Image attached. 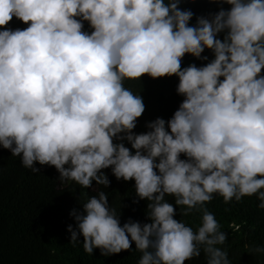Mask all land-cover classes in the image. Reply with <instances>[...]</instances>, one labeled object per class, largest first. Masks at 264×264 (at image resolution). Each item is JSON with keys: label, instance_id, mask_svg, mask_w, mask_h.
I'll use <instances>...</instances> for the list:
<instances>
[{"label": "clouds", "instance_id": "obj_1", "mask_svg": "<svg viewBox=\"0 0 264 264\" xmlns=\"http://www.w3.org/2000/svg\"><path fill=\"white\" fill-rule=\"evenodd\" d=\"M215 2L219 11L190 25L181 0H0V146L33 173L54 166L61 182L87 189L107 188L110 168L147 202L150 222L122 226L104 191L73 210L70 240L82 236L86 253L134 242L137 264H185L201 252L206 264H231L206 205L255 196L264 209V0ZM14 17L28 26L7 27ZM186 54L208 62L182 67ZM145 74L178 77L184 99L137 134L145 104L124 85ZM177 207L199 212L201 225L175 219Z\"/></svg>", "mask_w": 264, "mask_h": 264}, {"label": "trees", "instance_id": "obj_2", "mask_svg": "<svg viewBox=\"0 0 264 264\" xmlns=\"http://www.w3.org/2000/svg\"><path fill=\"white\" fill-rule=\"evenodd\" d=\"M222 6L226 10L231 7L226 3ZM220 7L215 0H181L180 4L181 9L194 13L190 25L196 23V17L215 13ZM27 26L15 17L7 25L12 29ZM84 30L91 31L87 22ZM202 55L209 60L213 58L207 49ZM207 62L186 54L182 67L192 63L199 67ZM178 83L176 76L153 79L147 74L140 80L125 81L124 86L141 95L145 104V111L133 130L135 133L148 131L146 124L158 117L166 121L172 117L184 99L177 94ZM36 167L39 173L26 169L19 157L0 146V264H137L142 253L135 249L134 242L129 251L104 256L99 249H94L90 255L83 249V237L74 246L67 230L68 225L74 229L76 226L71 212H82V204L99 191H104L111 206L120 212L121 226L129 219L150 222L146 215L147 202L136 197L134 181L117 180L109 168L103 170L110 181L107 188L93 182V188L87 189L73 181L61 182L54 166L36 164ZM167 199L174 204L172 197ZM258 204L255 196L225 204L222 197L214 195L206 205L228 237L222 247L227 249L231 264H264V253L252 251L255 247H264V209ZM176 211L174 218L183 220L194 230L201 225L199 212L183 216L178 207ZM185 264H206L203 252Z\"/></svg>", "mask_w": 264, "mask_h": 264}]
</instances>
